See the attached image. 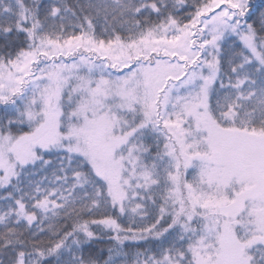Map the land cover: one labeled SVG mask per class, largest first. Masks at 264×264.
Here are the masks:
<instances>
[{
	"label": "snow or ice",
	"instance_id": "6c2138e0",
	"mask_svg": "<svg viewBox=\"0 0 264 264\" xmlns=\"http://www.w3.org/2000/svg\"><path fill=\"white\" fill-rule=\"evenodd\" d=\"M0 264H264V0H0Z\"/></svg>",
	"mask_w": 264,
	"mask_h": 264
}]
</instances>
